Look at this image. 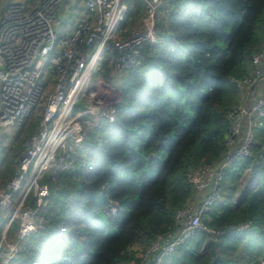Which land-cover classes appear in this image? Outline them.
Here are the masks:
<instances>
[{
    "label": "trees",
    "instance_id": "16d2710c",
    "mask_svg": "<svg viewBox=\"0 0 264 264\" xmlns=\"http://www.w3.org/2000/svg\"><path fill=\"white\" fill-rule=\"evenodd\" d=\"M131 14H140L136 2L122 26ZM159 38L121 79L114 120L91 130L72 167L48 180V227L8 264H130L156 235L173 233L174 211L191 197L187 171L225 150L226 114L238 101L232 78L249 71L264 44V0H170ZM254 137L252 155L225 169L222 188L231 196L249 166L254 186L202 215L223 232L216 240L195 232L161 264H256L264 254V121ZM13 159L2 158V181ZM110 204L116 210L105 212Z\"/></svg>",
    "mask_w": 264,
    "mask_h": 264
},
{
    "label": "built area",
    "instance_id": "2783aa9c",
    "mask_svg": "<svg viewBox=\"0 0 264 264\" xmlns=\"http://www.w3.org/2000/svg\"><path fill=\"white\" fill-rule=\"evenodd\" d=\"M140 1L141 16L125 30L127 0H10L0 7V160L25 120L35 118L11 175L0 178V264L48 227V180L72 167L91 130L114 120L121 79L160 40L170 0ZM232 81L238 101L226 114L224 152L187 171L191 197L175 209L173 233L156 235L130 264H161L195 232L209 240L223 232L203 224L202 215L224 199L225 169L252 155L264 121V44L249 71ZM115 210L110 204L105 212ZM256 264H264V254Z\"/></svg>",
    "mask_w": 264,
    "mask_h": 264
},
{
    "label": "rangeland",
    "instance_id": "374dc122",
    "mask_svg": "<svg viewBox=\"0 0 264 264\" xmlns=\"http://www.w3.org/2000/svg\"><path fill=\"white\" fill-rule=\"evenodd\" d=\"M7 1L10 0H0V7L5 4ZM131 2H136V6L138 9V12H140V14H135L132 16V14L129 16L128 19H126V23L124 26H126L124 28L127 29L129 26L135 24L138 20V18L141 16V12L143 10V5L141 3L140 0H127V3H131ZM141 10V11H140ZM125 17V16H124ZM162 18V17H161ZM33 118V117H32ZM29 122L32 124V119L29 120ZM34 126L32 125V127H30L29 125L26 127L25 130L22 131L21 135H20V139L13 141V143L5 150L4 152V157L6 158V160H8L9 158H17L21 152L22 149V137L24 135H26L28 133V131H32L34 130ZM264 149V146H263ZM14 160V159H13ZM255 177H256V173H255V169L252 166L246 167L241 176L239 177V180L237 182V187L235 188L234 192L232 193V195H229L230 189L228 184H224V199L228 198L232 201H236L244 192H246L247 190L251 189L254 184H255ZM208 239V237H207ZM170 258V257H169ZM169 258H167L169 260ZM167 261L168 263V260ZM165 261L163 264H165Z\"/></svg>",
    "mask_w": 264,
    "mask_h": 264
},
{
    "label": "crops",
    "instance_id": "0c3cea01",
    "mask_svg": "<svg viewBox=\"0 0 264 264\" xmlns=\"http://www.w3.org/2000/svg\"><path fill=\"white\" fill-rule=\"evenodd\" d=\"M142 12H143V10H142ZM142 12H141V13H142ZM3 157H4V155H3ZM1 161H2V159L0 160V164H1ZM12 166H13V164H12ZM0 178H1V177H0Z\"/></svg>",
    "mask_w": 264,
    "mask_h": 264
}]
</instances>
